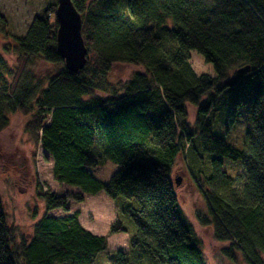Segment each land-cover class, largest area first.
<instances>
[{"label":"trees","instance_id":"1","mask_svg":"<svg viewBox=\"0 0 264 264\" xmlns=\"http://www.w3.org/2000/svg\"><path fill=\"white\" fill-rule=\"evenodd\" d=\"M73 1L88 47L83 69L70 71L58 51L57 2L0 50V132L12 115L26 116L27 132L52 157L54 178L81 189L43 193L46 210L68 213L70 199L82 202L85 194L104 191L121 203L134 228L130 251L114 252L117 264H208L174 188V165L185 154L209 170L198 166L207 201V214L197 215L200 224L228 243L223 253L232 260L239 253L246 264H264V0ZM0 31L11 36L1 14ZM10 50L14 65L5 56ZM192 50L214 65L215 76L195 71ZM38 59L60 69L35 79L30 69ZM116 64L144 72L107 89ZM244 66L247 73L228 79ZM254 75L253 127L240 151L215 136L210 116L224 89ZM187 105L196 107L194 132ZM222 156L242 160L243 173L231 177ZM109 162L118 165L109 181L92 174ZM119 231H128L120 217L112 225ZM107 245L106 235L81 223L78 210L46 213L31 236L20 234L7 223L0 196V264H93Z\"/></svg>","mask_w":264,"mask_h":264},{"label":"rangeland","instance_id":"2","mask_svg":"<svg viewBox=\"0 0 264 264\" xmlns=\"http://www.w3.org/2000/svg\"><path fill=\"white\" fill-rule=\"evenodd\" d=\"M54 2L57 0H0V14L6 18L11 34L6 37L0 31V50H4L6 44L14 45L15 37L25 35L34 18ZM5 56L10 59L12 65L15 64L16 54L13 51H7ZM190 56L191 63L198 74L216 75L214 65L206 62L199 52L192 50ZM59 69V65L38 59L31 67L30 74L38 80L46 79ZM136 72L143 73L144 69L130 64H116L112 67L109 80L104 85L107 89L120 88ZM238 76L239 72H231L228 79H237ZM258 81L259 76L254 75L242 79L236 85L227 87L219 94L217 103L212 108L210 119L213 121L215 136L222 138L240 151L245 150L248 132L253 127L254 85ZM207 99L205 97L202 103H206ZM187 109L190 131L194 132L198 130L195 122L196 107L187 105ZM27 120L24 115L14 114L10 117L8 128L0 132V196L7 223L15 227L18 233L29 237L33 232L35 222L44 214L65 216L78 210L80 221L87 229L97 235L107 236V248L97 256L93 264H117L114 252L130 251V238L134 230L121 212V203L101 191L97 194H85L82 202L70 199L68 213L63 209L48 212L46 202L41 196L43 193L76 194L81 192V189L60 183L54 178L52 157L44 151L41 144H36L27 132ZM199 152L207 161L208 155L202 150ZM195 154L197 151L193 153ZM190 157L184 154L176 160L172 172L174 188L184 216L193 225L202 241L208 264H246L242 254L237 253L233 260L226 256L223 248L227 247L228 243L215 240L211 228L201 225L198 221V214H207V201L199 187L200 182L202 185L204 182L203 176L199 175L198 166L201 164L198 162L197 165H193ZM221 159L223 168L231 177L236 178L243 173L242 160L224 156ZM201 167L207 174L209 173L206 166ZM117 170L118 165L109 162L105 166L92 168L91 172L98 179L107 182ZM119 217L127 224L128 231L112 232V225ZM55 264H71V262H56Z\"/></svg>","mask_w":264,"mask_h":264},{"label":"water","instance_id":"3","mask_svg":"<svg viewBox=\"0 0 264 264\" xmlns=\"http://www.w3.org/2000/svg\"><path fill=\"white\" fill-rule=\"evenodd\" d=\"M55 14L58 20V51L65 61V66L72 72H78L86 65L88 57V47L82 34V14L73 0H57ZM249 69V66H244L239 69V74L243 75Z\"/></svg>","mask_w":264,"mask_h":264}]
</instances>
